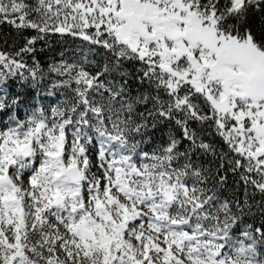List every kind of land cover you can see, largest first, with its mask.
Instances as JSON below:
<instances>
[{
  "label": "snow or ice",
  "instance_id": "obj_1",
  "mask_svg": "<svg viewBox=\"0 0 264 264\" xmlns=\"http://www.w3.org/2000/svg\"><path fill=\"white\" fill-rule=\"evenodd\" d=\"M0 264H264V0H0Z\"/></svg>",
  "mask_w": 264,
  "mask_h": 264
},
{
  "label": "trees",
  "instance_id": "obj_2",
  "mask_svg": "<svg viewBox=\"0 0 264 264\" xmlns=\"http://www.w3.org/2000/svg\"><path fill=\"white\" fill-rule=\"evenodd\" d=\"M54 45L57 46L58 48V44H56L55 41H53ZM67 46V45H66ZM39 47V45H38ZM15 81H13V85H15ZM14 91H17L18 94L24 95L26 92H32L34 94V90L30 89L28 86L24 85V84H20L19 88L14 87L13 88ZM42 95H44L43 91L41 93ZM46 99H48L47 97H45ZM157 135H160V133L158 132Z\"/></svg>",
  "mask_w": 264,
  "mask_h": 264
}]
</instances>
